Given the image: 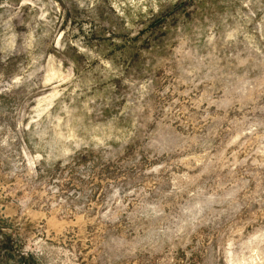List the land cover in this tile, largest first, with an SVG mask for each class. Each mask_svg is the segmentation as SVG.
I'll return each instance as SVG.
<instances>
[{"label":"rangeland","instance_id":"rangeland-1","mask_svg":"<svg viewBox=\"0 0 264 264\" xmlns=\"http://www.w3.org/2000/svg\"><path fill=\"white\" fill-rule=\"evenodd\" d=\"M0 264H264V0H0Z\"/></svg>","mask_w":264,"mask_h":264}]
</instances>
